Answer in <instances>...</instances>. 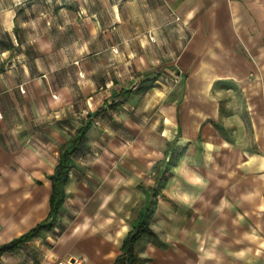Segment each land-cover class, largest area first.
Here are the masks:
<instances>
[{"label":"crops","instance_id":"1","mask_svg":"<svg viewBox=\"0 0 264 264\" xmlns=\"http://www.w3.org/2000/svg\"><path fill=\"white\" fill-rule=\"evenodd\" d=\"M124 92L56 225L0 264H113L164 178L140 264H264V0H0V246L48 218L60 147Z\"/></svg>","mask_w":264,"mask_h":264},{"label":"trees","instance_id":"2","mask_svg":"<svg viewBox=\"0 0 264 264\" xmlns=\"http://www.w3.org/2000/svg\"><path fill=\"white\" fill-rule=\"evenodd\" d=\"M150 88L148 86H139L133 93L143 94ZM127 94L126 92L121 94L123 97L121 101L117 100L116 102H111L109 105L104 104L95 112L88 113L80 127L75 131L74 137L60 147V160L55 166L53 174L47 177L51 183L48 218L18 238L1 245L0 257L6 253L18 251L31 239L38 237L41 231L51 229L56 225L65 199V186L69 179V173L73 168L72 159L84 151L87 131L94 120H110L111 112H118L120 110L126 100ZM164 181L165 178L161 179L148 197H146L145 204L139 211L136 221L131 224L130 230L122 240L120 254L116 257L113 264H140L137 247L139 242L144 238H155V234L150 229V221L156 206L157 190L161 189V183Z\"/></svg>","mask_w":264,"mask_h":264},{"label":"rangeland","instance_id":"3","mask_svg":"<svg viewBox=\"0 0 264 264\" xmlns=\"http://www.w3.org/2000/svg\"><path fill=\"white\" fill-rule=\"evenodd\" d=\"M113 124V121H103V122H99V126H111ZM114 128V126H112ZM100 146V145H99ZM263 199H264V192H263Z\"/></svg>","mask_w":264,"mask_h":264},{"label":"built area","instance_id":"4","mask_svg":"<svg viewBox=\"0 0 264 264\" xmlns=\"http://www.w3.org/2000/svg\"><path fill=\"white\" fill-rule=\"evenodd\" d=\"M75 264H79V263L76 262Z\"/></svg>","mask_w":264,"mask_h":264}]
</instances>
